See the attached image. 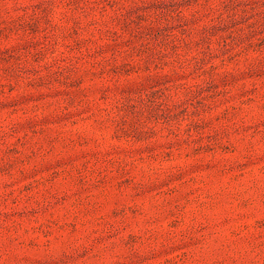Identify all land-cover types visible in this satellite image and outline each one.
<instances>
[{
    "label": "rangeland",
    "instance_id": "obj_1",
    "mask_svg": "<svg viewBox=\"0 0 264 264\" xmlns=\"http://www.w3.org/2000/svg\"><path fill=\"white\" fill-rule=\"evenodd\" d=\"M0 264H264V0H0Z\"/></svg>",
    "mask_w": 264,
    "mask_h": 264
}]
</instances>
